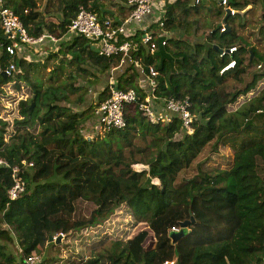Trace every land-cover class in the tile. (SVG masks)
<instances>
[{
	"label": "trees",
	"instance_id": "trees-1",
	"mask_svg": "<svg viewBox=\"0 0 264 264\" xmlns=\"http://www.w3.org/2000/svg\"><path fill=\"white\" fill-rule=\"evenodd\" d=\"M106 1L114 4L4 0L31 36L69 40L45 63L22 56L10 76L13 58L0 54V160L7 162L0 164V264H26L37 254L42 264H264V50L252 43L244 12L253 3L264 11V0H229L235 13L228 16L217 0H175L148 28L157 36L154 52L142 31L123 36L136 44L133 57L157 71V108L189 98L194 131L177 115L152 122L137 103L125 110V128L88 140L87 124L112 87L143 97L150 90L136 64L118 68L121 55L103 56L69 33L81 6L103 18ZM255 39L264 42V26ZM111 72L115 83L81 109ZM209 145L213 156L179 182ZM16 177L25 190L13 199ZM192 217L173 243L172 228ZM59 234L62 242H49Z\"/></svg>",
	"mask_w": 264,
	"mask_h": 264
},
{
	"label": "built area",
	"instance_id": "built-area-1",
	"mask_svg": "<svg viewBox=\"0 0 264 264\" xmlns=\"http://www.w3.org/2000/svg\"><path fill=\"white\" fill-rule=\"evenodd\" d=\"M200 2V0H196ZM130 10L125 19L118 25H114V20L110 18L101 19L98 14L92 12L88 8L81 6L77 15L72 19L69 25V33L81 35L93 42L95 48L103 56L112 57L121 55L122 60L120 66L126 60L133 62L139 68L140 72L149 80L150 90L143 97L135 89L121 90L119 88H111L110 95L99 104L96 109L98 116V128L95 133L85 134L88 140H92L96 134H105L113 129H123L127 126L126 108L130 105L139 104V109L148 116L152 122L168 123L174 119V115L178 116L182 122L183 128L189 133L194 131L193 122L195 116L191 110L192 102L189 98L176 99L170 98L165 101L164 106L158 109L156 106L155 89L157 86L156 76L157 71L153 66L149 67V71L144 67L141 59L133 57L132 50L136 46L132 41L123 40V36L130 34L136 35L138 31H142V42L151 52L157 48L156 34L154 30H149V26L144 24L145 18L150 16L155 5H162L165 0H127ZM218 6L225 8L231 14L235 10L229 5V0H217ZM162 8V7H161ZM162 13V12H161ZM161 13H157L155 18L158 22L161 21ZM0 24L3 30V38H0V51L11 56L12 62L6 68L5 74L10 76L16 71V62L22 56H27V51L30 46L38 43H43L46 38H51L53 41H59L54 36L44 34L39 37H33L29 34L27 28L16 15V13L5 6L4 0H0ZM163 22H161V25ZM226 30V26L222 28ZM164 45L167 41L162 42ZM236 51V47L230 49L232 54ZM224 54V53H223ZM16 59V61H15ZM235 61L222 69V72L235 66ZM0 164L7 165V162L0 160ZM18 168H14V172H18ZM25 190V183L20 177H16L14 186L10 189V197L18 198ZM179 227H173L172 231H178ZM169 262H167L168 264ZM26 264H42V260L37 255H32L27 258Z\"/></svg>",
	"mask_w": 264,
	"mask_h": 264
},
{
	"label": "crops",
	"instance_id": "crops-1",
	"mask_svg": "<svg viewBox=\"0 0 264 264\" xmlns=\"http://www.w3.org/2000/svg\"><path fill=\"white\" fill-rule=\"evenodd\" d=\"M174 1L175 0H165V2H163L160 7H158L159 4H156L153 13L150 16L145 18L144 24L151 25V24L157 23L159 20H158V18L157 19L155 18L156 14L157 13H161V12L163 13L165 7L167 6V4H170V3L174 2ZM118 2L121 3L122 6H124L122 4L121 0H114L113 1L114 4H111V3L106 1V5H108L107 6L108 10H104V12H107L108 15L104 16L103 18H110L112 20H118L119 22H122L125 19V17L129 13L130 6L128 5V2L125 0L124 2L126 4V6H124V10H121V6L118 4ZM111 16H113V17H111ZM103 18H101V19H103ZM55 38L59 39L57 37H55ZM66 40H69L67 38V36L59 39V41H57V42L53 41L51 38H46L43 43H38V44H35V45L30 46L28 48V51H27L28 59L29 60H33V61L34 60L42 61L43 63H45L46 59H44V58L47 57L48 52H50L51 50L52 51H57L59 49V47H60V43L62 41H66ZM95 49H97V48H95ZM1 53H2V51H0V54ZM112 74H113V72H111V75L109 76V80H108V84H110L111 86L115 83V80H114ZM142 85L143 86L147 85L146 80H143ZM99 93H100V91L98 92V94ZM89 96L90 95L87 96V102L84 105H82L81 109L82 108L86 109L90 105V104H88ZM97 128H98V116L95 114L94 118H92L87 124V129L86 130H90L91 129L89 132H87V134L95 133Z\"/></svg>",
	"mask_w": 264,
	"mask_h": 264
},
{
	"label": "rangeland",
	"instance_id": "rangeland-1",
	"mask_svg": "<svg viewBox=\"0 0 264 264\" xmlns=\"http://www.w3.org/2000/svg\"><path fill=\"white\" fill-rule=\"evenodd\" d=\"M202 2V1H201ZM201 2H197L196 1V4H200ZM122 4L124 6H126L125 2L122 1ZM244 12L247 13V16L249 17V21H250V25H253L254 26V36L252 35V37L250 38L252 40V43L253 44H258V46L260 48H262V50H264V42H259L258 40L255 39V36L258 37L259 33H260V29L262 26H264V17H263V14H264V11H263V8L261 7V5L259 3H253L251 5H249L247 7L246 10H244ZM248 31H250L249 27L242 30V32L249 36L248 34ZM184 34V33H183ZM51 65V64H50ZM40 67H42L41 64H39ZM262 66V64H261ZM259 65V69L258 70H262L264 69V66L261 67ZM52 69V66L49 67L48 70H51ZM108 80H109V77L108 75H105L103 76V81H102V85H97V86H93L90 90V96L88 98V104H96L97 100H98V97L100 95V93L103 91V89L108 86ZM115 80V79H114ZM110 82V81H109ZM10 87V86H8ZM10 91V90H9ZM100 91V93L98 94V92ZM8 92V91H7ZM6 93V92H5ZM1 99L3 102H5L6 104H8L7 102V99H9V97H5V94L1 96ZM87 107V106H86ZM8 112V111H7ZM3 113H5V111H3ZM10 118L13 119L12 115L11 114H8ZM10 130H12V128L10 127ZM88 132V131H87ZM9 137V134L7 136V138ZM139 141V139L136 140V143ZM225 150H228V148H225ZM233 152V151H231ZM212 155V146L209 145L205 148V150L199 155V157L197 158V160L194 162V164L187 170H185L184 172H182L180 175H179V179L178 181L181 182L183 179H189V178H192V177H195V175L198 173V166L201 162L205 161L209 156ZM213 156V155H212ZM210 163H212V161H210ZM61 235L62 237V240L63 238L65 239L66 235L64 234H59ZM58 235V236H59ZM56 238V237H55ZM152 240V239H151ZM62 242V241H61ZM37 256H39L41 258V260H43V255L41 254H37Z\"/></svg>",
	"mask_w": 264,
	"mask_h": 264
},
{
	"label": "water",
	"instance_id": "water-1",
	"mask_svg": "<svg viewBox=\"0 0 264 264\" xmlns=\"http://www.w3.org/2000/svg\"><path fill=\"white\" fill-rule=\"evenodd\" d=\"M230 14V12L228 11L227 16ZM97 52H99L98 49H96ZM117 89V88H116ZM34 105V104H33ZM195 219L194 217H192L190 220H186L184 222L181 223V228L178 231H171L170 232V236L173 240V243H176L180 238L184 237L187 235L188 231H189V225L191 222H194ZM55 241L56 243H60L62 241V237L61 235L55 237H50L49 242Z\"/></svg>",
	"mask_w": 264,
	"mask_h": 264
}]
</instances>
